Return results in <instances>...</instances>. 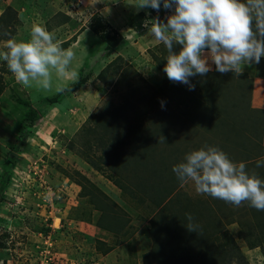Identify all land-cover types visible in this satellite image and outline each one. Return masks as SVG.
I'll list each match as a JSON object with an SVG mask.
<instances>
[{
    "label": "rangeland",
    "instance_id": "rangeland-1",
    "mask_svg": "<svg viewBox=\"0 0 264 264\" xmlns=\"http://www.w3.org/2000/svg\"><path fill=\"white\" fill-rule=\"evenodd\" d=\"M131 3L0 0V49L42 22L77 53L83 81L24 88L0 62V264H264V211L172 171L211 145L264 178V57L241 73L209 61L190 91L167 78L151 33L172 11ZM29 108L36 120L20 125Z\"/></svg>",
    "mask_w": 264,
    "mask_h": 264
},
{
    "label": "clouds",
    "instance_id": "clouds-1",
    "mask_svg": "<svg viewBox=\"0 0 264 264\" xmlns=\"http://www.w3.org/2000/svg\"><path fill=\"white\" fill-rule=\"evenodd\" d=\"M131 4L137 12L172 11L166 23L153 20L151 33L167 49V78L190 91L195 90L192 77H203L212 70L209 61L221 74L241 73L243 65L259 64L264 57V0H133ZM176 45L181 46L178 51H174ZM76 60L77 53L63 48L55 32L42 22L32 25L27 39L9 37L0 49V62L7 63L17 83L57 94L66 90L69 80L78 81ZM256 167H264V160H258ZM172 171L180 182L192 181L198 194L237 207L247 201L264 211V178L247 171L244 162H235L217 146L191 151ZM187 219L188 229L196 230L191 214Z\"/></svg>",
    "mask_w": 264,
    "mask_h": 264
},
{
    "label": "trees",
    "instance_id": "trees-1",
    "mask_svg": "<svg viewBox=\"0 0 264 264\" xmlns=\"http://www.w3.org/2000/svg\"><path fill=\"white\" fill-rule=\"evenodd\" d=\"M82 79H78V81H76L74 84H73V88H78L82 83L83 81H81ZM50 102H56L58 100V97L57 96H54V97H50V98H47ZM22 104L24 105H27V102L25 101H22L21 102ZM37 118V111L34 109V108H29L23 115V118L21 120V124L20 125H27V126H32L34 121L36 120ZM19 147L18 146H15L13 148V150H18ZM14 155V154H12ZM1 179H2V182L3 183H6L9 181V173L7 172H4L3 175L1 176ZM0 192H1V185H0Z\"/></svg>",
    "mask_w": 264,
    "mask_h": 264
},
{
    "label": "bare ground",
    "instance_id": "bare-ground-1",
    "mask_svg": "<svg viewBox=\"0 0 264 264\" xmlns=\"http://www.w3.org/2000/svg\"><path fill=\"white\" fill-rule=\"evenodd\" d=\"M56 223V222H55Z\"/></svg>",
    "mask_w": 264,
    "mask_h": 264
}]
</instances>
